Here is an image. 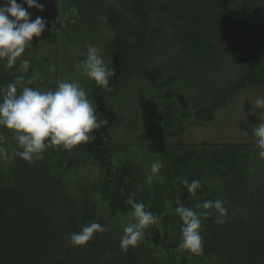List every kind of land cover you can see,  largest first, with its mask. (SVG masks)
Masks as SVG:
<instances>
[{
    "label": "rangeland",
    "instance_id": "rangeland-1",
    "mask_svg": "<svg viewBox=\"0 0 264 264\" xmlns=\"http://www.w3.org/2000/svg\"><path fill=\"white\" fill-rule=\"evenodd\" d=\"M18 2L22 3L23 0ZM39 2L44 5L43 11L35 8L28 9L27 5H24L30 12L31 19L34 20L40 16L47 21L46 30L40 37H34L32 46L22 54L23 59L31 61L32 72L37 77H42L53 88L60 80L79 82L85 88L93 105L97 106V111L108 121L107 125L97 130L99 136H96L94 142L97 143L105 138L107 143L116 144L115 164L125 161L135 162L143 169L144 178L147 177L153 161H161L163 167L154 178V182L147 184L142 181L143 185L152 188L155 183H164L169 180L175 185V188L167 192L168 218H158L155 225L146 229L145 238L136 247H129L132 254L136 255L135 260L129 259L125 262L123 256L125 258L128 256L123 251L117 258H114L112 253L106 252L98 255L97 260L96 256L93 264H227L222 260L223 251L219 241L226 240L233 249L231 241L233 236L238 234V230L234 231L247 224L243 221L248 215L239 217L236 208L225 204L228 215L224 218V224L209 222L207 221L209 218L203 220L202 254H190L180 248L182 221L175 213L177 196L181 197V201L186 206L191 207H195L196 203H202L204 200L225 201L224 197L227 194L224 181L214 173L207 174L209 176H204L207 185L204 195L190 196L181 180L174 177L176 167L161 153H152L150 144L153 140L155 142L158 140L155 134L161 132L159 128L169 125L174 120L178 126H183V130L175 137L167 138V142L199 143L200 145L213 143L220 147L226 142L251 143L248 152L251 155L248 170L252 176L251 179H257L259 176L257 172L264 165V159H260L258 153L255 154V150L258 149L251 136V125L259 123V118L252 111L253 105L249 99L254 102L257 96L264 95V86L247 85L229 97L224 105L214 108L211 118H201L199 111L211 107L209 90L195 91L183 84V77L178 76L173 79L169 77V69L174 68L172 65L179 60L177 57H171L174 54L173 49L162 51L159 41L153 44V41H147L139 48L135 59H130L128 55L123 54L124 62L117 58L112 44L118 45L117 48H119L124 42L131 41L133 33L131 26L135 20L128 0H39ZM238 2L235 8L242 14L245 15L251 11L256 13V21L262 28L260 35H264V0H238ZM247 5L251 6L250 11L245 9ZM72 7L78 9L79 15L70 17L66 26L62 27L57 18L59 16L63 18ZM202 7L203 5H199L198 9L201 10ZM218 8L215 5L213 10L220 14ZM208 10L212 12L210 8ZM101 17L106 19L101 20ZM72 19L75 23H71ZM199 21H201L199 29L203 31L207 21ZM122 28L125 29L124 33ZM125 33L131 38L124 36L125 38L119 40L117 35L123 36ZM204 36L207 37L208 33H204ZM150 44L152 47L147 51ZM89 45L96 46L104 62L118 70L120 79L115 88L112 85L111 92H99L95 81L84 75L82 62L86 60ZM225 45L226 51H223L220 58L223 60L218 63L220 67L215 73L216 78L212 81L214 89L227 87L238 80L244 68L239 63L241 57L235 52L231 43ZM42 88L47 90L44 86ZM0 135L7 137V141L0 146L8 151V159L0 157V170L4 175V181L16 183L20 177L16 178L17 173L20 170L25 172L31 163L13 154L12 150L16 145L10 130L0 127ZM56 149L58 148L50 147L45 151L41 159L44 166L52 177L62 181L65 192L73 200L87 198L96 205L98 217L105 220L109 228L106 240L115 247L120 246L123 227L134 222L133 210L128 207L113 211L111 202L114 198L111 199L107 195L108 199L103 193L91 192L90 186L102 177V164L91 157L82 162L83 159L80 156L79 161L76 162L79 151L74 153L73 149L68 151L62 148V152L53 155ZM73 155L75 162L69 163V158ZM59 159L62 162H59ZM124 201L120 199L116 201V205L124 206ZM210 211L216 212L214 209ZM249 222L251 223L250 220ZM231 258L233 259V256Z\"/></svg>",
    "mask_w": 264,
    "mask_h": 264
},
{
    "label": "trees",
    "instance_id": "trees-1",
    "mask_svg": "<svg viewBox=\"0 0 264 264\" xmlns=\"http://www.w3.org/2000/svg\"><path fill=\"white\" fill-rule=\"evenodd\" d=\"M128 1L135 20L131 26L133 33L132 38L126 33L123 36L117 35L119 40L131 38L130 42H124L119 48L112 44L117 58L124 62L123 54L135 59L137 51L147 41H153L152 44L159 41L162 51L173 49L171 57L179 60L172 65L174 68L169 69V77H183V84L195 91L209 90L211 107L199 111L201 118H211L214 108L224 105L229 97L247 85L264 86V35H260L262 28L256 21L255 12L244 15L235 8L238 0ZM199 5H203L201 10L198 9ZM215 5L219 7L220 14L213 10ZM232 9L230 17L228 14ZM245 9L250 11L251 6L247 5ZM196 18L207 21L203 31L199 29L201 21ZM119 26L117 23V27ZM121 30L124 33L125 29ZM204 33H208V36L205 37ZM227 43H231L241 57L239 63L244 68L238 80L227 87L214 89L212 81L216 78L215 73L220 67L218 63L223 60L220 58ZM110 67L116 72L110 78V86L115 88L120 77L118 70ZM19 74V63L11 69L0 64V86L13 81ZM33 74L30 68L28 77ZM30 86L54 89L39 77ZM96 87L99 92L107 93L103 88ZM159 130L161 132L155 134L158 140H153L150 149L152 153H161L170 160L176 167L175 178L181 180L182 177H187L189 182L198 179L202 187L197 194L202 196L207 188L204 176L214 173L224 181L227 194L224 197L225 204L236 208L239 217L248 215L243 221L247 224L234 231L238 230L239 236H233V249L226 240L219 241L223 251L222 260L227 264H264V165L258 170L257 179H251L248 170L251 155L248 152L252 144L226 142L220 147L213 143L200 145L167 142V138L175 137L183 130V126H178L176 120ZM92 135L99 136L98 131L94 130ZM94 140L73 149L74 153L79 151L76 162L79 161V156L82 157V162L91 157L103 166L102 177L90 186L91 192L114 198L111 202L113 211L130 207L125 203L124 206H117L116 201H126L129 195L135 193L137 201L143 202L146 210L156 214L157 219L168 218L166 197L167 192L175 188L174 183L171 180L155 183L152 188L143 185L141 182H146V178L137 163L125 161L115 164L116 144L107 143L105 138L97 143ZM60 152L62 148L54 150L53 155ZM257 153L258 150H255V154ZM59 162L62 160L59 159ZM71 162H75L74 155L69 158V163ZM3 176L0 170V264H93L95 257L97 256V260L100 254L109 252L117 258L123 251L120 246L115 247L106 240L109 228L107 222L98 217L96 205L87 198L73 200L65 192L62 181L52 177L41 160L32 162L25 172L20 170L16 183L4 181ZM217 216L213 212L207 221L214 222ZM91 222L106 226L108 231L94 234L86 245H68L69 233L78 232L82 224ZM123 252L128 256H123L125 262L135 260L136 255L130 249Z\"/></svg>",
    "mask_w": 264,
    "mask_h": 264
},
{
    "label": "clouds",
    "instance_id": "clouds-1",
    "mask_svg": "<svg viewBox=\"0 0 264 264\" xmlns=\"http://www.w3.org/2000/svg\"><path fill=\"white\" fill-rule=\"evenodd\" d=\"M24 5L28 9L44 10V5L39 0H23L22 3L18 0H2L0 3V64L11 69L19 59L20 73L13 81L0 86V127L12 132L16 145L12 150L13 154L32 163L43 159L45 151L50 147H62L71 151L78 145L96 139L92 133L103 128L108 121L97 111V106L93 105L79 82L60 80L54 89L48 90L30 86L38 77L35 74L28 77L31 61L23 59L22 54L32 46L33 38L40 37L46 30L47 21L40 16L31 19V14ZM78 15V9L72 7L63 18L59 16L57 20L65 27L70 17ZM71 23H75V20L72 19ZM82 63L84 75L106 92L113 91L110 78L115 76V69L104 62L96 46L89 45L86 60ZM249 100L253 105L252 111L259 118V123L251 125V136L259 158L264 159V95L257 96L254 102ZM6 141L7 137L0 135V145ZM0 157L8 159V151L3 146H0ZM162 167L161 161H153L146 177L147 184L154 182ZM181 183L190 196H195L202 187L198 179L189 182L187 177H182ZM125 203L133 210L134 216V222L123 227L120 237V248L126 252L130 246L136 247L145 238L146 229L157 223V216L146 210L143 202L137 201L135 193L129 195ZM225 203L222 199L204 200L191 207L186 206L181 197L177 196L175 213L182 221L179 247L190 254H202L203 220L210 218V210L214 209L218 214L214 223L224 224V218L228 215ZM107 231L106 226L97 222L82 224L80 231L69 233L67 243L72 247L83 246L94 234Z\"/></svg>",
    "mask_w": 264,
    "mask_h": 264
}]
</instances>
